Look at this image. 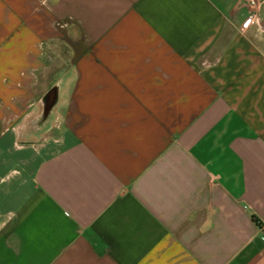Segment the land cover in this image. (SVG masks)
I'll list each match as a JSON object with an SVG mask.
<instances>
[{
  "label": "crops",
  "instance_id": "obj_1",
  "mask_svg": "<svg viewBox=\"0 0 264 264\" xmlns=\"http://www.w3.org/2000/svg\"><path fill=\"white\" fill-rule=\"evenodd\" d=\"M0 264H264V0H0Z\"/></svg>",
  "mask_w": 264,
  "mask_h": 264
},
{
  "label": "water",
  "instance_id": "obj_2",
  "mask_svg": "<svg viewBox=\"0 0 264 264\" xmlns=\"http://www.w3.org/2000/svg\"><path fill=\"white\" fill-rule=\"evenodd\" d=\"M60 91V85L55 84L49 88L44 97L42 98V113H41V123L46 122L52 116L53 109L58 102V96Z\"/></svg>",
  "mask_w": 264,
  "mask_h": 264
},
{
  "label": "built area",
  "instance_id": "obj_3",
  "mask_svg": "<svg viewBox=\"0 0 264 264\" xmlns=\"http://www.w3.org/2000/svg\"><path fill=\"white\" fill-rule=\"evenodd\" d=\"M250 3L253 5L257 4L258 0H250ZM253 19H254V15L249 16L246 20V24H250L253 21Z\"/></svg>",
  "mask_w": 264,
  "mask_h": 264
},
{
  "label": "trees",
  "instance_id": "obj_4",
  "mask_svg": "<svg viewBox=\"0 0 264 264\" xmlns=\"http://www.w3.org/2000/svg\"><path fill=\"white\" fill-rule=\"evenodd\" d=\"M255 218V220L258 222V223H260V220H258L256 217H254Z\"/></svg>",
  "mask_w": 264,
  "mask_h": 264
}]
</instances>
